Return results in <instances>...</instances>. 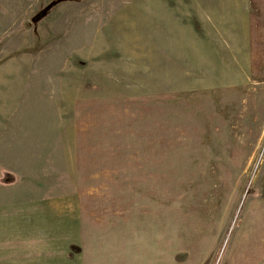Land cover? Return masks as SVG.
I'll list each match as a JSON object with an SVG mask.
<instances>
[{
	"label": "rangeland",
	"instance_id": "obj_1",
	"mask_svg": "<svg viewBox=\"0 0 264 264\" xmlns=\"http://www.w3.org/2000/svg\"><path fill=\"white\" fill-rule=\"evenodd\" d=\"M0 264H264V0H0Z\"/></svg>",
	"mask_w": 264,
	"mask_h": 264
},
{
	"label": "water",
	"instance_id": "obj_2",
	"mask_svg": "<svg viewBox=\"0 0 264 264\" xmlns=\"http://www.w3.org/2000/svg\"><path fill=\"white\" fill-rule=\"evenodd\" d=\"M46 13H47L46 9L41 10L40 12L34 15L33 20L35 22L39 21L43 16H45Z\"/></svg>",
	"mask_w": 264,
	"mask_h": 264
}]
</instances>
